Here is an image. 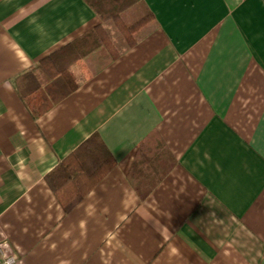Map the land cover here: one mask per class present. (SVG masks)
<instances>
[{
	"label": "crops",
	"instance_id": "obj_1",
	"mask_svg": "<svg viewBox=\"0 0 264 264\" xmlns=\"http://www.w3.org/2000/svg\"><path fill=\"white\" fill-rule=\"evenodd\" d=\"M146 12L145 38L79 60L33 117L41 59ZM94 134L117 167L66 212L46 178ZM4 243L16 264H264V0H0Z\"/></svg>",
	"mask_w": 264,
	"mask_h": 264
},
{
	"label": "trees",
	"instance_id": "obj_2",
	"mask_svg": "<svg viewBox=\"0 0 264 264\" xmlns=\"http://www.w3.org/2000/svg\"><path fill=\"white\" fill-rule=\"evenodd\" d=\"M153 21L150 12L130 23L119 20L115 37L106 28L97 27L41 59L27 73L34 79L31 86L27 92H20L33 117L39 118L79 88L71 71L79 60L96 62L90 67L100 71L145 38L154 27ZM37 91H42L38 99L29 98ZM116 167L117 161L102 138L94 134L49 173L46 180L61 206L70 212Z\"/></svg>",
	"mask_w": 264,
	"mask_h": 264
},
{
	"label": "built area",
	"instance_id": "obj_3",
	"mask_svg": "<svg viewBox=\"0 0 264 264\" xmlns=\"http://www.w3.org/2000/svg\"><path fill=\"white\" fill-rule=\"evenodd\" d=\"M0 264H16V258L9 254L7 244L0 245Z\"/></svg>",
	"mask_w": 264,
	"mask_h": 264
}]
</instances>
